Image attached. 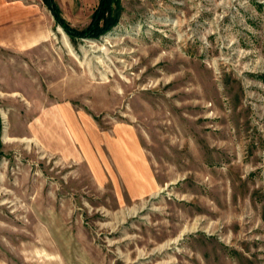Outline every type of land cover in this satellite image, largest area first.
<instances>
[{
  "label": "rangeland",
  "instance_id": "374dc122",
  "mask_svg": "<svg viewBox=\"0 0 264 264\" xmlns=\"http://www.w3.org/2000/svg\"><path fill=\"white\" fill-rule=\"evenodd\" d=\"M119 5L0 100V264H264V0Z\"/></svg>",
  "mask_w": 264,
  "mask_h": 264
},
{
  "label": "crops",
  "instance_id": "0c3cea01",
  "mask_svg": "<svg viewBox=\"0 0 264 264\" xmlns=\"http://www.w3.org/2000/svg\"><path fill=\"white\" fill-rule=\"evenodd\" d=\"M55 25L63 30L42 0H0V100L19 99V77L26 84L32 82L25 76L38 73L37 68L33 69L39 64L33 54L49 50L48 39ZM25 90L29 91V86ZM3 114L7 120L10 113L0 110L2 127Z\"/></svg>",
  "mask_w": 264,
  "mask_h": 264
},
{
  "label": "trees",
  "instance_id": "16d2710c",
  "mask_svg": "<svg viewBox=\"0 0 264 264\" xmlns=\"http://www.w3.org/2000/svg\"><path fill=\"white\" fill-rule=\"evenodd\" d=\"M43 3L48 7L53 15L55 22L62 27L65 33L70 37L74 38L77 36H88L93 33L94 36L107 31L113 25L118 22L119 2L120 0H98L97 7L92 13L91 23L83 29L74 28L68 20H66L60 11V8L55 0H42ZM1 133H2V120L0 117V157H1Z\"/></svg>",
  "mask_w": 264,
  "mask_h": 264
}]
</instances>
